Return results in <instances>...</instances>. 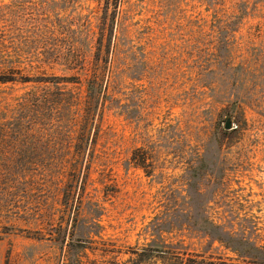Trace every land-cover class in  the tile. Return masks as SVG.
<instances>
[{"label":"rangeland","instance_id":"1","mask_svg":"<svg viewBox=\"0 0 264 264\" xmlns=\"http://www.w3.org/2000/svg\"><path fill=\"white\" fill-rule=\"evenodd\" d=\"M0 264H264V0H0Z\"/></svg>","mask_w":264,"mask_h":264},{"label":"trees","instance_id":"2","mask_svg":"<svg viewBox=\"0 0 264 264\" xmlns=\"http://www.w3.org/2000/svg\"><path fill=\"white\" fill-rule=\"evenodd\" d=\"M87 92H88L89 101L91 103V108L93 109L94 112H96L98 109L100 99L104 94L103 85H101L99 81L96 79L90 80L87 86Z\"/></svg>","mask_w":264,"mask_h":264},{"label":"water","instance_id":"3","mask_svg":"<svg viewBox=\"0 0 264 264\" xmlns=\"http://www.w3.org/2000/svg\"><path fill=\"white\" fill-rule=\"evenodd\" d=\"M225 129H226V130H233V122H232L231 119H228V120L226 121Z\"/></svg>","mask_w":264,"mask_h":264}]
</instances>
